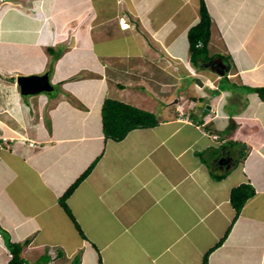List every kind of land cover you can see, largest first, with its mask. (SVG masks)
I'll list each match as a JSON object with an SVG mask.
<instances>
[{
	"label": "crops",
	"instance_id": "0c3cea01",
	"mask_svg": "<svg viewBox=\"0 0 264 264\" xmlns=\"http://www.w3.org/2000/svg\"><path fill=\"white\" fill-rule=\"evenodd\" d=\"M206 3L211 59L195 66L200 0H0V264L7 237L28 239L25 264H205L241 183L255 194L208 262L264 264V0ZM157 67L179 82L167 97L146 81ZM21 75L51 88L23 94ZM106 98L159 123L107 139ZM96 158L67 199L84 238L60 198Z\"/></svg>",
	"mask_w": 264,
	"mask_h": 264
},
{
	"label": "trees",
	"instance_id": "16d2710c",
	"mask_svg": "<svg viewBox=\"0 0 264 264\" xmlns=\"http://www.w3.org/2000/svg\"><path fill=\"white\" fill-rule=\"evenodd\" d=\"M211 25L212 20L206 0H200L199 20L193 26H191L188 32L191 61L193 62V64H195V66H197L201 60L209 61L211 59L208 49L212 33ZM255 91L258 93L259 97L264 100V86L256 87ZM102 122L103 131L107 139L111 138L114 140H121L127 135L129 131L135 128L156 126L159 123V119L157 118L155 113L149 110L139 108L120 100L106 98L102 107ZM241 155L243 158L245 156V152H242ZM97 161L98 158H96L88 166V168L65 190L60 198V204L63 206L67 214L74 222L76 228L84 238H86V236L83 233L75 216L71 212L67 204V199L76 189V187L91 173ZM217 178L221 179L222 176H217ZM254 194L255 188L250 183H241L240 185L235 186L232 189L230 199L236 211L232 224L240 214V211L245 205V202ZM232 224L228 227L224 236L215 244L214 247L219 246L221 243H223L231 230ZM1 231L3 233H7L5 229L0 227V232ZM27 242L28 239L24 241V243ZM24 243L11 241L10 238L7 237L6 244L12 253V258L10 259L9 264H25V259L21 255V250ZM213 248H210L205 253L203 258V262L205 264H209L208 255Z\"/></svg>",
	"mask_w": 264,
	"mask_h": 264
},
{
	"label": "rangeland",
	"instance_id": "374dc122",
	"mask_svg": "<svg viewBox=\"0 0 264 264\" xmlns=\"http://www.w3.org/2000/svg\"><path fill=\"white\" fill-rule=\"evenodd\" d=\"M154 74H155V77H152V74H150L149 72H147L146 73V81H148L149 87H151V86L154 87V89L157 91V93H158V95L160 97H167V95H169V94H171V93L174 92L173 89L176 88V87L173 84H177L179 82H177V79L176 78H173V77L171 78V74L167 71L166 68H164V67L158 68L157 67L155 69V73ZM180 76H182V75H180ZM172 80H173V82H171ZM179 81H181V82H187V83L190 82L191 83L193 81V78L188 77V76L187 77L182 76L179 79ZM177 86H178V84H177ZM184 86L185 85L183 84V87ZM199 88H200V86L198 84H195L192 87H190L188 90H186V92L179 91L177 93L179 96L181 95L183 97L182 99L185 102L183 104L184 107H185L184 108L185 111H189L190 112L191 110H193V108H191V105L194 104V101L197 100V97L200 94L197 91V89H199ZM184 89H186V87H184ZM174 108H175L174 111L177 112L176 106ZM1 234H4L5 235V233H3L2 231H1Z\"/></svg>",
	"mask_w": 264,
	"mask_h": 264
},
{
	"label": "water",
	"instance_id": "95a60500",
	"mask_svg": "<svg viewBox=\"0 0 264 264\" xmlns=\"http://www.w3.org/2000/svg\"><path fill=\"white\" fill-rule=\"evenodd\" d=\"M46 78L47 75H21L18 77L17 81L21 87V92L23 94H33L50 90L51 84ZM195 81L200 86L203 85V81L200 78H196ZM207 107H210V105L207 104Z\"/></svg>",
	"mask_w": 264,
	"mask_h": 264
},
{
	"label": "built area",
	"instance_id": "2783aa9c",
	"mask_svg": "<svg viewBox=\"0 0 264 264\" xmlns=\"http://www.w3.org/2000/svg\"><path fill=\"white\" fill-rule=\"evenodd\" d=\"M214 137H215V138H217V137H218V135H215ZM0 147H1V145H0Z\"/></svg>",
	"mask_w": 264,
	"mask_h": 264
},
{
	"label": "flooded vegetation",
	"instance_id": "af4514ba",
	"mask_svg": "<svg viewBox=\"0 0 264 264\" xmlns=\"http://www.w3.org/2000/svg\"><path fill=\"white\" fill-rule=\"evenodd\" d=\"M228 159L224 158V161L227 162Z\"/></svg>",
	"mask_w": 264,
	"mask_h": 264
},
{
	"label": "bare ground",
	"instance_id": "6f19581e",
	"mask_svg": "<svg viewBox=\"0 0 264 264\" xmlns=\"http://www.w3.org/2000/svg\"><path fill=\"white\" fill-rule=\"evenodd\" d=\"M60 99H61V97H60ZM77 104V103H76ZM53 115V114H52Z\"/></svg>",
	"mask_w": 264,
	"mask_h": 264
},
{
	"label": "clouds",
	"instance_id": "9594fccd",
	"mask_svg": "<svg viewBox=\"0 0 264 264\" xmlns=\"http://www.w3.org/2000/svg\"><path fill=\"white\" fill-rule=\"evenodd\" d=\"M218 138V137H217Z\"/></svg>",
	"mask_w": 264,
	"mask_h": 264
}]
</instances>
